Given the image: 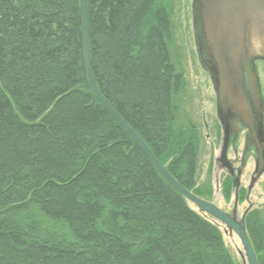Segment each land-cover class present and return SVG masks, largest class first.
Masks as SVG:
<instances>
[{"label": "trees", "instance_id": "obj_1", "mask_svg": "<svg viewBox=\"0 0 264 264\" xmlns=\"http://www.w3.org/2000/svg\"><path fill=\"white\" fill-rule=\"evenodd\" d=\"M172 4L86 0L90 67L170 176L209 202L194 189L197 133L174 125ZM1 156L0 264H236L90 92L77 0H0ZM244 228L264 264V224L246 215Z\"/></svg>", "mask_w": 264, "mask_h": 264}, {"label": "water", "instance_id": "obj_2", "mask_svg": "<svg viewBox=\"0 0 264 264\" xmlns=\"http://www.w3.org/2000/svg\"><path fill=\"white\" fill-rule=\"evenodd\" d=\"M81 27L82 65L88 88L98 103L124 131L150 162L164 181L199 214L210 217L232 232L238 239L242 264H257L256 257L244 228L250 206L239 222L212 203L197 198L180 186L158 162L140 137L128 126L100 93L91 72L88 42L86 0H77ZM200 50L205 67L215 80L218 104L223 98L230 109L250 115L256 132L262 127L260 93L253 77L252 60L264 57V0H194ZM256 43L257 48L253 46Z\"/></svg>", "mask_w": 264, "mask_h": 264}, {"label": "rangeland", "instance_id": "obj_3", "mask_svg": "<svg viewBox=\"0 0 264 264\" xmlns=\"http://www.w3.org/2000/svg\"><path fill=\"white\" fill-rule=\"evenodd\" d=\"M172 37H173V55L172 61L176 64L177 71L181 74L184 82L181 93L174 98L177 107L174 125L178 129L189 124L194 128L199 140L198 154L196 163V182L194 189L204 186V191L209 195L208 201L219 210L228 214L236 222H239L243 212L249 207L247 215H257L264 224V170L256 178V183L251 191L249 203L239 201L233 198L232 190L226 199L221 177L226 170L221 164V151L217 146H211V138H207L208 132L205 129L207 119H215L217 106V94L215 80L212 78L209 70L204 66V56L200 50V41L198 37L197 22L194 24V1L193 0H172ZM257 73L260 81V88L264 100V61L257 62ZM209 73H208V72ZM264 110V106H263ZM264 120V118H263ZM220 147V146H219ZM231 160V166L238 167V157L228 156ZM7 157H0V168L4 162L8 163ZM169 162V161H168ZM55 163H62L55 159L50 163L41 166L42 169L57 170ZM55 164V165H51ZM51 167V168H50ZM251 175V166L248 165L245 173L241 177L240 185L247 189L249 186V176ZM62 204L61 198H55ZM65 201V200H64ZM63 201V202H64ZM187 203V202H186ZM189 209L198 215L207 219L219 230L224 246L228 249L230 255L236 264H242L239 253H242V247L237 237L220 223L210 217L199 214L191 204L187 203ZM65 213V212H64Z\"/></svg>", "mask_w": 264, "mask_h": 264}, {"label": "flooded vegetation", "instance_id": "obj_4", "mask_svg": "<svg viewBox=\"0 0 264 264\" xmlns=\"http://www.w3.org/2000/svg\"><path fill=\"white\" fill-rule=\"evenodd\" d=\"M256 58L252 60V72L260 93L261 131L259 133L256 132L255 122L252 121L250 115L232 111L227 98H223L221 105L217 101L216 118H208L205 124V129L208 132L207 138L212 140L211 146H217L221 151V164L226 172H224L225 174L220 181L222 186L224 184L230 186L236 203L239 201L249 203V197L256 183V178L264 170V100L255 65L257 62L264 61V57L257 56ZM230 155L238 157V167L234 168L231 166V160L228 159ZM248 165L251 166V175L249 176V186L244 189L240 183Z\"/></svg>", "mask_w": 264, "mask_h": 264}, {"label": "bare ground", "instance_id": "obj_5", "mask_svg": "<svg viewBox=\"0 0 264 264\" xmlns=\"http://www.w3.org/2000/svg\"><path fill=\"white\" fill-rule=\"evenodd\" d=\"M253 46H254L255 48H257L256 43H253Z\"/></svg>", "mask_w": 264, "mask_h": 264}]
</instances>
